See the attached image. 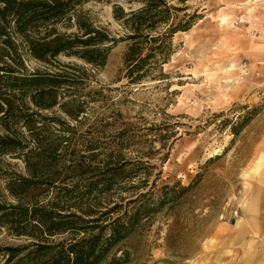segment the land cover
<instances>
[{"label": "rangeland", "instance_id": "obj_1", "mask_svg": "<svg viewBox=\"0 0 264 264\" xmlns=\"http://www.w3.org/2000/svg\"><path fill=\"white\" fill-rule=\"evenodd\" d=\"M114 3L81 0L71 11L116 40L101 45L108 49L102 66L76 55L41 61L21 37L13 38L29 71L75 81L56 88L58 104L50 108L36 106L29 92L4 88L0 118L7 101L11 112L45 116L38 125L65 140L58 164L71 180L97 176L112 161L138 167L136 181L150 174L142 192L153 188L166 205L103 264H264V229L252 228L264 223V0H190L202 19L174 36L165 77L138 85L124 78L128 42ZM74 20L51 28L76 34ZM10 126L25 132L22 122L10 120ZM18 153L0 152V204H19L7 189L9 176L25 174ZM144 199L154 202L151 195ZM15 228L0 223V264H7V247L38 242ZM16 261L10 264H30Z\"/></svg>", "mask_w": 264, "mask_h": 264}, {"label": "trees", "instance_id": "obj_2", "mask_svg": "<svg viewBox=\"0 0 264 264\" xmlns=\"http://www.w3.org/2000/svg\"><path fill=\"white\" fill-rule=\"evenodd\" d=\"M80 1L0 0V92L4 88L29 92L36 106L50 108L58 104L56 88L75 81L61 74L29 71L13 39L16 36L41 61L63 54L76 55L100 66L106 62L108 49L101 45L116 40L107 30L72 14ZM104 1L115 2L114 18L125 30L122 40L128 42V48L124 78L131 85L164 78V65L176 51L174 36L188 32L203 17L199 10L192 11L190 0ZM73 19L79 31L76 34L51 28L60 21L71 24ZM7 102L9 107L0 119L10 133L0 134V152H19L25 174L9 176L7 189L19 204H0V223L16 227V235L38 238L32 244L7 247V264L17 258L14 263L103 264L143 220L166 205L163 194L152 195L153 188L142 192L149 186L150 174L136 181L138 167L130 162H106L105 170L92 178H67L66 166L60 168L58 164L59 149L65 140L51 137L47 124L38 125L45 116L37 112H11L13 104ZM10 120L22 122L25 132H11ZM72 171L83 174L87 170L75 167ZM113 191L116 193L111 194ZM125 192L130 195L124 196ZM46 195L48 198L41 199ZM150 195L154 202L144 199ZM56 235L61 239L48 243L46 239ZM41 239L44 242H39Z\"/></svg>", "mask_w": 264, "mask_h": 264}, {"label": "crops", "instance_id": "obj_3", "mask_svg": "<svg viewBox=\"0 0 264 264\" xmlns=\"http://www.w3.org/2000/svg\"><path fill=\"white\" fill-rule=\"evenodd\" d=\"M241 224H242V219L238 220V222L236 223V225H241ZM254 224H255V226L252 228L256 227V228H261V230L264 229V223L263 222H260V223L254 222Z\"/></svg>", "mask_w": 264, "mask_h": 264}]
</instances>
